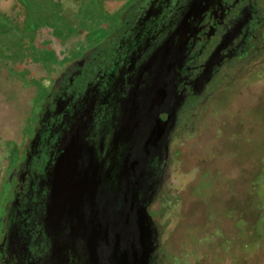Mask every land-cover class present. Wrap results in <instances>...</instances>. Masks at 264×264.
Here are the masks:
<instances>
[{
  "label": "flooded vegetation",
  "instance_id": "1",
  "mask_svg": "<svg viewBox=\"0 0 264 264\" xmlns=\"http://www.w3.org/2000/svg\"><path fill=\"white\" fill-rule=\"evenodd\" d=\"M108 4L107 19L96 26L100 27L97 39L86 35L85 25L76 30L79 43L74 47H71L72 37L56 35L50 27H47L49 32H41L44 28L39 30V40L36 34L30 37L31 47L46 54L44 58L48 60L47 67L41 63L37 66L38 76L30 77L40 91L34 100L39 107L34 114L32 111L33 124L24 134L26 139L23 137L20 142L21 157L14 161L2 186L0 264H52V235L44 221L49 188L45 172L56 151L64 147L63 140L70 138L79 123L86 130L81 138L90 142L94 156L102 158L107 179L104 187L109 189L116 184L121 158L132 151L131 141L144 138L154 126L161 125L159 133L154 134L152 148L146 153L151 158L147 168L149 203L146 209L156 234L154 264L164 259L161 250L176 252L181 247L193 248L198 260L187 258L185 264H224V246L228 241L235 242L227 238L233 236V228L248 238L242 244L235 242V248L248 252L252 249L247 247L248 243L256 237L259 227L252 226L257 211L256 197L247 190L248 187L252 191L254 187L245 178L241 191L248 200L232 199L224 206L230 193L224 190L223 175L232 172L234 164L241 174L254 173L257 166L262 169L258 157L264 158L261 154L264 150L259 148L264 136L255 135L243 142V155L241 152L238 159L224 161L226 171L216 179L211 178L215 172L207 161L200 165L193 158L210 128L224 125V119L218 117L219 96L234 83H247L250 77L260 79L264 74V0H114ZM156 75L161 76L157 77V86ZM262 104H255L253 119L241 118L232 126H253L261 133L264 130ZM129 111L130 117L135 114L134 128L120 136L117 133L120 123ZM224 127L229 128L228 123ZM234 135L238 138L236 143H240V136ZM191 137L194 141L188 151L190 162L186 165L190 169L179 174V167L186 163L178 159L180 142ZM187 173L192 176L191 180L199 181L184 184ZM231 180L234 181L227 178V182ZM198 183L207 184L209 189L213 208L209 222L201 219L207 198H199L192 191ZM186 184L194 198L192 206L186 208V205L173 223L165 225L169 215L164 208L172 197L164 189L182 190ZM222 187L223 190L215 191ZM237 190L233 194L236 198L240 195ZM249 196L253 198L251 203ZM180 200V194L175 195L173 202ZM218 201L223 213L215 211ZM156 203L158 210L153 211ZM224 217L233 221L225 234ZM173 224L177 226L175 236H170L178 247L169 250L161 239L168 236L167 229ZM247 226L252 236L244 235ZM215 228L218 234L210 235L207 242L195 241L206 230ZM252 251L251 262L247 259L229 264H259L256 261L264 258V251L261 247ZM81 258L76 264L82 263Z\"/></svg>",
  "mask_w": 264,
  "mask_h": 264
},
{
  "label": "rangeland",
  "instance_id": "2",
  "mask_svg": "<svg viewBox=\"0 0 264 264\" xmlns=\"http://www.w3.org/2000/svg\"><path fill=\"white\" fill-rule=\"evenodd\" d=\"M113 1L114 0H0V203L2 199L3 182L9 175L14 161H19V157H21L20 151L22 145L20 142L23 141V137H25L24 134L27 133L28 127L33 124L34 120L32 116L39 107V103L34 102V100L37 99L40 91L38 86H36L37 82L30 77L33 78L38 76L39 72L37 66H39L40 63L44 67H47L46 60L48 59L44 58L46 54L40 53L39 50L33 46L31 47V36L36 34V39L39 40L41 36L39 30L44 28L41 32H49V28L47 27H50L54 29L56 35L63 34L64 37H72L71 47H74L79 43V39L76 38L75 32L85 25L87 28L86 35L90 34V39H97L99 38V32L97 31L100 30V27L96 28V26L107 19L106 13H108V10L106 5L108 3V5H110ZM20 45H22V48L19 49ZM27 82L30 84H27ZM252 94L256 96L252 98ZM217 101L219 102L218 117L223 118L224 125L228 123L229 128H225L224 125H215L211 127L206 138L202 139V147L195 152L193 158V162H201L200 165H204L205 161L208 162V165L213 168L215 172V174L211 176L212 179H216L218 175L221 176V174L226 171V167L224 168V161L226 163L227 161L232 162L234 158L238 159L241 154L243 155L245 149L244 145H242L243 142L247 141L249 138H255V135L260 137L264 136V130L260 133V131L254 129L253 126H246L243 128L241 126L237 127V125L232 126L234 121L238 119H253L254 116L252 115V111L254 107H256L255 104L258 102L264 103V74L260 79L250 77L247 83L238 82L232 84L229 89L224 91L223 95L221 94L219 96ZM261 107H264V104H262ZM210 112H212V110H210ZM210 118L213 119L212 117ZM262 123H264V121ZM234 134H236L237 137L240 136V143H236L238 138H236ZM25 139L26 137L24 140ZM192 139V137L189 139L183 138L180 142L179 149L181 156L178 159L183 162L186 161V163L182 164L184 165L183 167H179V174H184L190 169L189 166L187 167L186 165L190 162L188 159V151L194 141V139ZM10 142L15 143V147L12 149L13 151L15 150V152L4 147ZM255 147L256 145L253 143V150H255ZM5 148L7 150L4 151ZM259 148L264 150V140H262V145ZM261 154L264 155L263 153ZM258 164L260 168L261 165L263 168L259 170L257 166L254 173L241 174V171L238 173L237 171L240 168L237 167L236 164L232 167V172L229 174L228 172L224 173V190H228L230 193V197L224 202V206L227 205L226 202L232 199L237 200V202L248 200L247 195L241 191L244 187L242 183L245 178H247L246 183L254 187L252 191H250L248 187L247 190L256 197L254 205L257 211L252 226L259 225L258 230L255 232L256 237L248 243L247 247H251L254 250L261 247L262 251H264V158L258 157ZM223 170L224 172H222ZM228 177H231L234 181L231 180L227 182ZM191 179L192 176L187 173V175L183 177L185 181L184 184L186 182L192 183L199 181L197 179ZM229 183L232 184L230 187L228 186ZM187 184L185 185V190H180L179 187L174 189L167 187L166 190L164 189L166 193L169 192L168 196L172 197V200L168 203L165 201V214L169 215V217L167 216L165 225H169L171 222L173 223V219L176 218L177 213L178 216L181 215L180 212L186 205V208L192 206L194 198L193 195L190 194ZM206 187L207 184L201 185L198 183L196 187L194 186L192 191L199 198H207L206 210L202 211L201 219L205 222H209V220L212 219L211 210H213V208L210 195L208 194L209 189H206ZM218 189L223 190V187L217 188L215 191ZM234 190L239 192V197L236 198V196H233V194L235 195ZM179 194L181 200L179 202L177 201L178 203L176 201L173 202L175 195ZM249 198V203H251L253 198L251 196H249ZM172 203H174L173 206ZM220 206L221 202L218 201L215 211L219 212L222 210L223 213V207L220 209ZM157 208L158 204L156 203L152 207V210L156 211L158 210ZM232 226L233 221L224 217V234L228 229H231ZM176 227L177 226L174 224L168 227V236H162L161 239V243L164 244L165 242V247H168L169 250H174L178 247L174 239L172 240V237L175 236L174 231ZM249 229V227L245 228L247 232H244V235H253L252 230ZM206 231L203 233L204 235L202 237L195 239L197 243L207 242L210 235L216 232L218 234L216 228L213 229V231ZM170 235H172V237ZM187 237L191 238L192 235H188ZM227 238L235 242H240L241 244L248 240V238L242 237V233L235 228H233V236ZM235 242L230 244L228 241L226 246H224V264L247 259L251 262L252 258H254L252 249L248 252L240 251L235 248ZM228 244L229 248H227ZM193 250V248L189 249L183 247L176 252L161 250L160 254L164 259H162L163 263L160 262V264H185L187 258H194L198 261L195 258ZM262 259L256 262L264 264V260ZM197 264H201V262Z\"/></svg>",
  "mask_w": 264,
  "mask_h": 264
},
{
  "label": "water",
  "instance_id": "3",
  "mask_svg": "<svg viewBox=\"0 0 264 264\" xmlns=\"http://www.w3.org/2000/svg\"><path fill=\"white\" fill-rule=\"evenodd\" d=\"M157 77L161 76L156 75L155 86ZM127 113L117 132L120 136L134 128L135 114ZM81 125L63 140L64 147L45 172L49 188L44 221L52 235V264H76L79 257L81 264H154L156 234L146 209L151 158L146 155L161 125L131 141L133 153L118 163L112 189L104 187L102 158L94 156L90 142L81 138L86 133Z\"/></svg>",
  "mask_w": 264,
  "mask_h": 264
},
{
  "label": "trees",
  "instance_id": "4",
  "mask_svg": "<svg viewBox=\"0 0 264 264\" xmlns=\"http://www.w3.org/2000/svg\"><path fill=\"white\" fill-rule=\"evenodd\" d=\"M53 30H54V29H53ZM21 48H22V45H21ZM14 144H15V143L10 142V143L6 144V146H4V147H6L8 150L10 149V151H13L12 149L15 147ZM6 148L4 149V151L7 150Z\"/></svg>",
  "mask_w": 264,
  "mask_h": 264
}]
</instances>
